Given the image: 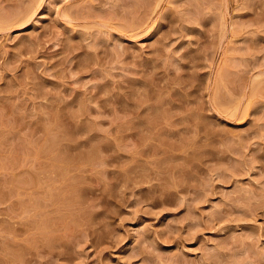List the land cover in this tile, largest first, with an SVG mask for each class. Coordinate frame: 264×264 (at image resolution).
Here are the masks:
<instances>
[{
	"label": "rangeland",
	"instance_id": "374dc122",
	"mask_svg": "<svg viewBox=\"0 0 264 264\" xmlns=\"http://www.w3.org/2000/svg\"><path fill=\"white\" fill-rule=\"evenodd\" d=\"M0 264H264V0H0Z\"/></svg>",
	"mask_w": 264,
	"mask_h": 264
}]
</instances>
